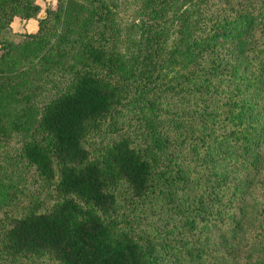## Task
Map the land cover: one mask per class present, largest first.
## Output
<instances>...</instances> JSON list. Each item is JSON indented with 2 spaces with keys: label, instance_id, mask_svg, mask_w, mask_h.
<instances>
[{
  "label": "trees",
  "instance_id": "trees-1",
  "mask_svg": "<svg viewBox=\"0 0 264 264\" xmlns=\"http://www.w3.org/2000/svg\"><path fill=\"white\" fill-rule=\"evenodd\" d=\"M83 1L72 35L58 10L0 0V155L18 139L24 181L0 184V264H264V0H148L129 58L109 1ZM17 18L39 29L15 44ZM172 43L189 71L169 82ZM16 58L51 93L8 126Z\"/></svg>",
  "mask_w": 264,
  "mask_h": 264
},
{
  "label": "rangeland",
  "instance_id": "rangeland-1",
  "mask_svg": "<svg viewBox=\"0 0 264 264\" xmlns=\"http://www.w3.org/2000/svg\"><path fill=\"white\" fill-rule=\"evenodd\" d=\"M111 4V8L114 12L116 18V27L121 32L122 45L120 47V52L129 58L134 51V48L138 45L143 13L146 8L148 0H108ZM201 0H194L192 3H199ZM38 4L42 7V13L40 18L46 16V9L53 8L58 10L60 21L58 22L59 32L62 28H67L71 31L73 35L80 26L81 20L86 13V5L83 0H37ZM189 6L184 7L179 13H174L170 22L172 23L171 35L172 37H178V33L182 26L189 23L184 18L183 15L186 14V10ZM20 19V18H19ZM18 19V20H19ZM22 20V19H21ZM22 20L17 23L14 28L12 27L9 31L5 33L4 39L15 44L25 41L29 34H33V29L31 28L32 22L36 24L35 20H30L29 25H25ZM38 22V21H37ZM39 24V22H38ZM19 29V30H18ZM39 29V27H38ZM37 29V31H38ZM18 30V31H17ZM173 30V34H172ZM36 31V32H37ZM71 36L70 38H73ZM176 39V38H174ZM55 39L52 40V45L47 49L48 53L54 52L53 45ZM128 41V42H127ZM130 45H127V44ZM171 42L169 44V47ZM168 47V50H169ZM172 48L174 50L173 59H170L169 65L164 71V79L166 81H178L187 75L189 71L188 64L185 57H183L182 49L183 44L180 43L179 47L172 43ZM3 54L0 51V57ZM26 62L24 59H12L10 62L5 64L4 69L12 74L13 85L21 92L19 101H22L20 105H15L19 101H15L11 105L7 106L5 110V115H3V121L8 126L16 120H28L33 117L37 111L38 104L45 103L49 99L50 91L48 88L42 87L39 66V59L33 63ZM24 95L30 97L28 102L23 101ZM8 144L7 151L0 155V184L7 189V191L12 192L17 186L22 187L24 181L22 180L20 174L21 168L16 165L10 166V160H8L10 151H13L19 144L18 139H12ZM15 166V167H14ZM246 202L252 204V194L254 192V187H246ZM4 200V198H3ZM146 212L147 215H151V209L148 208L144 210L138 206H133L131 209V214L133 216L141 215ZM157 216L143 217L144 224H150ZM152 218V219H150ZM149 219V220H148Z\"/></svg>",
  "mask_w": 264,
  "mask_h": 264
},
{
  "label": "crops",
  "instance_id": "crops-1",
  "mask_svg": "<svg viewBox=\"0 0 264 264\" xmlns=\"http://www.w3.org/2000/svg\"><path fill=\"white\" fill-rule=\"evenodd\" d=\"M19 18H17V19H15V21H14V23H13V25H12V27L14 28V26H16V24L17 23H19V22H21L22 20L21 19H19ZM36 21V20H35ZM24 23H25V25H29V23L31 22L30 20L29 21H23ZM36 24L34 25V22H32V24H31V28L33 29V32L32 33H36V31H37V29H38V27H39V24H38V22L36 21L35 22ZM19 30V29H18ZM17 30V31H18Z\"/></svg>",
  "mask_w": 264,
  "mask_h": 264
}]
</instances>
